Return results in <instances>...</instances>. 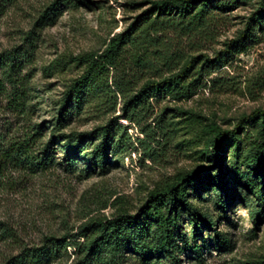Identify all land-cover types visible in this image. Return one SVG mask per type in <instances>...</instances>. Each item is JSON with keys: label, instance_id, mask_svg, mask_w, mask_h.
I'll return each mask as SVG.
<instances>
[{"label": "rangeland", "instance_id": "374dc122", "mask_svg": "<svg viewBox=\"0 0 264 264\" xmlns=\"http://www.w3.org/2000/svg\"><path fill=\"white\" fill-rule=\"evenodd\" d=\"M149 1L8 0L0 15V51L18 45L39 12L50 4L58 6L51 24L35 27L31 62L22 71L29 75L26 116L0 112L10 133L20 140L32 124L42 123L44 135L36 143L44 142L66 86L83 71L72 57L101 51L108 38L122 31ZM259 2L237 0L234 7L220 12L209 34L165 38L171 50L185 55L179 69L190 63L180 85L182 93L150 99L137 124L115 119L125 133L116 131L118 146L108 153L104 172H79L86 164L79 155L75 172L69 174L63 165L62 143L55 146L56 164L50 169L30 173L10 165L0 168V228L12 232V239L0 235V264L45 236L76 232L87 218L110 217L121 208L134 213L152 188L189 171L198 179L189 186L194 188L193 206L226 233L231 249L204 251L201 263L183 256L182 264H250L264 259V214L257 213L255 195L256 190L264 192V177L253 166L255 156H264L259 151L264 145V115L259 112L264 111V27L255 23L252 37L242 47L236 45L238 35L252 27ZM102 104L87 99L62 131L89 132L121 114L118 98L114 110ZM209 125L233 131L216 153L206 145L213 135ZM89 142L96 141L86 140L87 151ZM215 154L220 158L215 159ZM220 174L224 191L216 180ZM178 219L188 231L191 224L185 210H178ZM203 232L207 236L208 231ZM71 260L72 256L51 264Z\"/></svg>", "mask_w": 264, "mask_h": 264}, {"label": "trees", "instance_id": "16d2710c", "mask_svg": "<svg viewBox=\"0 0 264 264\" xmlns=\"http://www.w3.org/2000/svg\"><path fill=\"white\" fill-rule=\"evenodd\" d=\"M7 3L8 0H0V15ZM236 4L237 0L149 1L147 8L122 31L108 38L101 51L72 57V61L83 66V71L66 86L51 123V134L44 142L36 143L44 135L45 126L42 123L32 124L30 131L19 140L10 133L9 123L0 116V168L10 165L30 173L50 169L56 164L53 156L55 146L62 143L63 165L69 174L75 172V160L79 155L86 159L79 172H104L109 164L108 153L118 146L114 140L116 131L125 133L124 127L115 119L123 118L137 124L142 112L149 107L150 99L157 96L176 98L182 93L180 85L190 63L179 69L185 55L177 49L171 50L165 38L169 34L180 38L209 34L220 18V12L224 13ZM57 7L50 4L39 12L31 27L23 33L20 43L0 51L1 113L7 111L16 117L26 116L29 75L22 71L31 62L35 27L39 30L51 24ZM251 21L254 24L248 28L250 30L245 29L237 37L236 45L239 47L243 46L245 39L252 37L255 23L264 27V0H260ZM185 89L189 95L193 94ZM90 98L107 108L111 106V110H114L118 98L121 114L89 132L62 131L71 116L79 113ZM259 112L264 115V111ZM207 130L213 135L206 145H210L214 153L223 139L233 133L214 125L207 126ZM86 140L96 141L89 142V151L86 150ZM136 141L141 142L139 138ZM259 151L264 153L263 144L259 146ZM215 155V159L220 158ZM253 166L257 175L264 177L261 170L264 156H255ZM221 176L216 180L224 191L225 182ZM197 180L193 171L177 175L172 181L152 188L134 213L121 208L110 217L87 218L76 232L45 236L38 244L22 247L7 256L2 264H51L70 256V264H182L183 256L201 263L204 251H227L231 249V242L226 233L214 227L215 222L211 218L199 213L193 206L191 197L194 188L189 186ZM195 188L196 191L198 188ZM255 195L259 206L257 213L264 214L263 189L256 190ZM178 210H185L190 217L188 231L180 225ZM256 222L255 217L253 224ZM204 229L208 231L207 236ZM0 235L4 239H12V232L3 225ZM249 263L264 264V259Z\"/></svg>", "mask_w": 264, "mask_h": 264}]
</instances>
